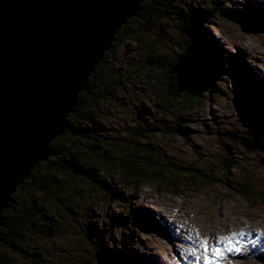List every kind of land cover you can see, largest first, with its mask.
<instances>
[{
    "label": "rangeland",
    "instance_id": "1",
    "mask_svg": "<svg viewBox=\"0 0 264 264\" xmlns=\"http://www.w3.org/2000/svg\"><path fill=\"white\" fill-rule=\"evenodd\" d=\"M209 1L150 0L151 6L155 7L153 14L160 17L155 16L150 30L142 34L143 36L140 30L137 31L130 25V37L116 45L115 56L108 58L105 65L109 67L106 79L119 77L124 84L127 78L130 79L129 83L124 85V90L110 81L101 80V84L109 87L110 93L114 95L111 100L98 103L103 116L97 124L88 126L90 131L96 133L95 138L105 135L107 138L104 139L109 142L112 141L109 139L115 137L128 138L126 130L137 129L138 123L145 124V128L150 131L148 134L152 137L135 139L149 138L154 148L150 149L152 158L159 153H165V157L176 165L184 168L193 165L204 169L206 175H211L206 179L174 172L166 182L151 181L141 184L136 190H132L130 185L119 186L127 192H124L127 196L128 193H133L130 200L135 222L133 233L123 228V220L120 218L111 225L109 216L102 218L104 212L123 218L126 204L110 201L108 206L107 202L105 204L100 200L104 197L96 191L92 194L93 198L87 191L86 200L71 196L73 203L77 202L73 211L75 216L80 214L81 225L89 223L88 217L83 213H89L90 211L86 210L88 206H94L93 221L96 220L95 223L99 227H110L109 235L103 238L102 244L106 248H113L124 243L132 249L131 257L127 256L131 258L130 264H203L202 258L196 260V256L202 257V250L198 249L192 253V249L197 247V233L199 239H207L209 244H213L221 236H228L231 246L240 248L239 253L225 251L223 257L215 264H264V202L254 203L252 198L241 192L245 179V185L251 187L252 192L260 191L264 187V165L260 162L263 154L255 150L246 151L238 141L232 143L227 137H221L222 143L231 148L230 153L233 156V164L225 179L222 165L226 153L223 145L218 143L216 135L218 131H243L249 115L264 121V111L261 110L264 108V0H227L225 3L233 9L232 12L250 17L252 22H249L247 27L221 11L220 15L211 16L209 32H206L207 37L204 39L211 42L216 52V65L219 63L227 72L219 73L214 78L216 85L209 94L208 91H203L201 84L198 87L194 82L193 79L198 81L199 72L197 68H193L191 88L188 87L180 93L188 96L192 95L190 91L202 88L203 97L199 106L185 117V132L167 135L178 117L177 111H160L156 106V91L152 93L151 88L147 89L143 82L139 81L141 77L152 74L149 69L141 67V64L159 52L165 57L163 65L167 70H171L169 74L173 75L177 82L170 62L174 61L175 56L184 50L186 45L184 34L176 29L175 23L186 17L184 12L190 10L191 6L201 8ZM222 1L213 0L215 6L222 5ZM167 11L169 13H166ZM140 21L145 23L142 18ZM161 26L165 28V38L170 41H162L163 38L160 42L153 40ZM152 48L154 54L150 50ZM177 62L178 60L174 65ZM138 67L142 69L140 74L135 72ZM163 73L160 68L154 69V76L162 81ZM255 103L262 105L256 107ZM208 129L210 134H207ZM137 133L142 135L145 132ZM56 176L63 177L60 174ZM172 182L181 184L180 188H173ZM79 191L85 195L86 190ZM43 206L52 217L58 218V212L53 205L46 202ZM43 229L42 226L39 230ZM65 232L55 236L56 232H52L54 237L51 236V239L48 238L45 242L43 239L38 240L40 245L35 249L36 253L39 254L43 247L53 253L55 264H59V260L93 264L89 252H92L91 245L94 247V242L88 240L83 233L69 235ZM215 246L225 248L226 244ZM8 256L14 262L24 263V259L14 251Z\"/></svg>",
    "mask_w": 264,
    "mask_h": 264
},
{
    "label": "trees",
    "instance_id": "2",
    "mask_svg": "<svg viewBox=\"0 0 264 264\" xmlns=\"http://www.w3.org/2000/svg\"><path fill=\"white\" fill-rule=\"evenodd\" d=\"M225 3H227V0H223L222 5L215 6L213 0H210L209 3L206 2L201 8L191 6L190 10L184 12L186 17L184 19L180 18L175 23L176 29L178 28L184 34L186 48L175 56L174 61L170 62V65L173 66L181 55L189 56L193 59L199 72L197 73L198 81H196V84L198 87L201 84L203 91H208L209 94L213 86L215 87L216 85L214 78L219 73L227 72V69L219 63V65H216L215 61L218 59L216 52L211 42L204 39L205 36L207 37L206 32H209L211 16L213 17L214 14L220 15L221 11L232 17L231 19L239 20V23L244 26L250 25L252 22L250 17L232 12L233 9L228 5L226 6ZM154 9L155 7L154 5L153 7L151 6L150 0H143L139 4L136 15L129 18L116 31L110 48L104 53L103 58L88 77L82 91L76 97L75 105L67 116V130L50 142L49 155L45 160L35 165L30 172V176L23 180L11 194L7 206L2 211L0 264H55L56 259L52 257L53 253L49 252V249L42 247L39 254L36 253L35 249L40 245L38 240L43 239V242H45L48 238L51 239L54 232H56L54 236L55 234L62 235L61 232L66 230L65 233L69 235L83 233L88 240L94 242L95 246L91 245L92 252L88 251L93 264H130L129 259L131 258L128 257H131L132 249H129L124 243L117 244L118 247L114 246L113 248H106L102 244L103 238L107 234L109 235L110 227L105 228L104 225L99 227L95 223L96 220L93 221L94 206H88L86 210L90 212L83 213L85 217H88L89 223L81 225L79 222L80 214L75 216L76 213L73 211L77 202L74 204L71 196L86 200L87 191L90 192L89 196L91 198H93L92 194L96 191L100 192L99 195L104 197V199L101 198L100 200L105 202V204L107 202L108 206L110 201L111 203L116 201L119 204H126L123 218L120 215H109L105 212L102 218L109 216L110 225L113 222H118L120 218L123 220L121 221L123 228L128 230L129 233H133L135 222L130 206L133 193H128L127 196V194H124L126 191H123L124 189L119 188V186L130 185L129 187L132 190H136L141 184L151 181L166 182L174 172L179 174L187 173L193 177H206V179L211 177L210 174L206 175L205 170L202 168L194 167L193 165L184 168L181 165L174 164L165 157V153H159L156 155L157 158H152L150 149L152 148L153 150L154 148L151 146L149 138L135 139V137L141 138L143 136L152 137L148 134L150 131L145 128V124L138 123L137 129L126 130L128 138L115 137L109 139L112 140L111 142L108 139H104L105 135L95 138L96 133L90 131L88 127L89 124H97L103 116L101 111H99L98 103H102L104 100H111L114 95L110 93L109 87L106 88L101 84V80L110 81L123 90L125 89L124 85L126 86L129 83L128 80L130 78L126 79L125 84L123 80L121 82L119 77L106 79L108 77L106 72L109 71V67H105V65L108 58L111 59L115 56L114 50L117 44L130 37V25H133L137 31L140 30L141 35L150 30L155 16H159L158 14H153ZM166 13L169 12L167 11ZM141 18L145 23L140 21ZM163 28L161 26V30L155 33L153 38L155 42H160L161 38H163L162 41H170L169 38H165V28ZM150 50L153 53V48ZM163 60H165V57L159 52L153 58L148 57L146 62L141 64V67L143 66L146 70L149 69L148 71L152 74L141 77L142 79L139 81L143 82L147 89L151 88L152 93L156 91L154 93L157 98L156 106L160 111L168 112L170 109L177 111L178 117L171 130L169 129L167 132V135L181 134L185 132L187 125L185 117L199 106V102L202 101L203 91L201 90L202 88H197L191 93L192 95L185 96L181 94L177 89L175 77L169 74L171 70L165 68L162 63ZM155 68H160V70L164 71L163 81L154 76ZM135 72L140 74L142 69L138 67ZM255 105L259 107L262 104L255 103ZM261 110L264 111V108H261ZM98 128L100 131V127ZM143 131L145 133L142 135L137 133ZM89 141L91 142L89 143ZM232 157V155H226L223 161V177L225 179L228 177L226 175H229V169L233 164ZM55 174H60L63 177L58 178ZM171 184L173 188H180L181 185H176V182ZM245 184H247L246 179L243 182L244 186L240 185L243 187L241 192L252 198L254 203H263L264 187L260 191L252 192V188ZM79 190H86L85 195ZM46 202L56 208L58 212L57 219L52 217L43 206ZM94 204L96 203L94 202ZM94 216L96 218V215ZM42 226L44 229L41 231L39 229ZM52 227H54V231L51 230ZM50 249L53 251L51 247ZM12 251L19 254L24 259V263L12 261L11 257L8 256ZM31 258H33L32 261L29 260ZM58 263L78 264L73 260H59Z\"/></svg>",
    "mask_w": 264,
    "mask_h": 264
},
{
    "label": "water",
    "instance_id": "3",
    "mask_svg": "<svg viewBox=\"0 0 264 264\" xmlns=\"http://www.w3.org/2000/svg\"><path fill=\"white\" fill-rule=\"evenodd\" d=\"M142 1L0 0V225L11 194L67 130L78 93ZM193 68L184 55L172 66L179 92L191 88ZM216 135L226 155L221 137L260 151L264 165V121L249 115L243 131Z\"/></svg>",
    "mask_w": 264,
    "mask_h": 264
},
{
    "label": "snow or ice",
    "instance_id": "4",
    "mask_svg": "<svg viewBox=\"0 0 264 264\" xmlns=\"http://www.w3.org/2000/svg\"><path fill=\"white\" fill-rule=\"evenodd\" d=\"M197 241V247L192 249V253L194 254L198 249L202 250V257L196 256V260L199 261L202 258L203 264H215L217 260L223 257L225 251H234L236 253L241 251L240 248H233L231 246V240L228 236H221L217 238L213 244H209L207 239H199V234L197 233ZM217 244H226V247H216L215 245Z\"/></svg>",
    "mask_w": 264,
    "mask_h": 264
},
{
    "label": "bare ground",
    "instance_id": "5",
    "mask_svg": "<svg viewBox=\"0 0 264 264\" xmlns=\"http://www.w3.org/2000/svg\"><path fill=\"white\" fill-rule=\"evenodd\" d=\"M211 133V131L209 132V134ZM172 229V227L170 228V230Z\"/></svg>",
    "mask_w": 264,
    "mask_h": 264
}]
</instances>
